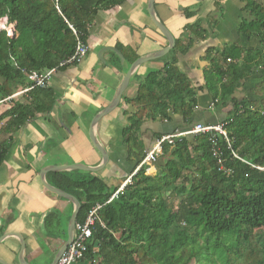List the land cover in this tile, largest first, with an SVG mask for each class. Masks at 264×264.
I'll return each mask as SVG.
<instances>
[{"label": "trees", "instance_id": "trees-1", "mask_svg": "<svg viewBox=\"0 0 264 264\" xmlns=\"http://www.w3.org/2000/svg\"><path fill=\"white\" fill-rule=\"evenodd\" d=\"M125 1L0 0V20L13 30L10 37L0 29V97L11 95L18 86H28L31 72L74 65L60 63L73 54L76 38L86 43L98 12ZM241 2L250 16L241 28L247 37L256 34L259 48L237 47L238 61L226 49L206 53V88L215 106H230L220 121L226 139L215 133L221 167L213 156L210 135L199 133L176 139L172 145L163 143L154 163L155 175H146L141 167L111 200L117 187L107 186L93 173L46 174L49 185L79 201L77 223L95 205H102L79 264H264V170L252 167L264 168V74L260 73L264 69V3ZM184 12L188 18L193 16V12ZM207 21L211 26L216 23L215 17ZM185 29L187 40L175 39L169 52L172 58L163 70L147 76V80L156 78L154 84L140 83L135 96L125 99L134 110L122 137L129 158L135 160L134 168L146 152L139 139V128L146 119L164 121L172 111L188 120L195 109V91L175 67V55L203 39L205 30L200 19ZM135 59L134 54L128 62ZM253 72L260 77L249 96L233 97ZM27 97L26 103L14 104L0 115V121L7 119L2 131L12 132L33 117L35 110H49L54 100L48 88L35 87ZM5 150L0 146V162ZM47 216L56 222L53 213ZM50 222L44 220L48 237L53 229Z\"/></svg>", "mask_w": 264, "mask_h": 264}, {"label": "crops", "instance_id": "crops-1", "mask_svg": "<svg viewBox=\"0 0 264 264\" xmlns=\"http://www.w3.org/2000/svg\"><path fill=\"white\" fill-rule=\"evenodd\" d=\"M154 10L174 39L186 41L185 27L197 19L205 33L184 53L175 55V67L187 76L195 91V109L188 120L172 111L164 121L146 119L139 128L146 152L157 135L186 131L195 124L214 125L225 119L229 104L215 106L206 88L208 50L226 49L232 60L238 61L241 54L237 47L259 48L256 34L247 37L241 28L242 15L248 14L241 0H154ZM184 10L193 12V16L186 17ZM208 17H215L216 23L211 26ZM86 45L87 53L79 63L57 69L49 78L45 88L51 90L54 98L49 110H35L33 117L9 133L2 131L7 119L0 121V146L6 148L0 162V264H22L20 254L25 264H51L66 240L73 206L43 187L40 171L48 166L100 164L101 156L89 139L93 117L113 99L129 66L140 57L159 52L167 42L148 16L147 0H126L109 11L98 12ZM120 48L126 49L125 53ZM169 52L142 62L133 71L117 107L93 129L94 137L108 154L105 167L93 174L109 187H118L135 166L122 137L127 117L134 110L125 99L135 96L140 83L154 84L156 78L147 80V76L163 70L172 58ZM134 54L136 59L129 63ZM260 73L264 74V69ZM259 77L253 72L233 97L249 96ZM20 89L23 88L18 86L15 92ZM28 92L0 105V115L14 104L26 103ZM155 173L153 166L151 175ZM49 213L56 216V222H50ZM45 219L53 228L50 237L46 236Z\"/></svg>", "mask_w": 264, "mask_h": 264}, {"label": "built area", "instance_id": "built-area-1", "mask_svg": "<svg viewBox=\"0 0 264 264\" xmlns=\"http://www.w3.org/2000/svg\"><path fill=\"white\" fill-rule=\"evenodd\" d=\"M72 32L75 34V31L69 26ZM87 45L81 39L76 38V44L73 51V54L64 62L60 63V66L65 64L71 63H79L87 53ZM55 69H49L42 72H31L27 75V80L29 85L20 89L17 92L12 93L11 95L0 97V105L4 103H9L15 99V97L27 93L31 89L38 87V88H45L47 86V82L51 77L52 73ZM223 122H219L214 125H201L195 124L191 128L187 129L186 131L182 132H175L172 134L164 135L155 140L154 145L150 150L145 152L144 156L142 157L139 164L135 167V169L122 181V183L117 187L115 192L111 195L110 199L117 197L118 194L122 193L123 189L131 182L132 176L140 169L141 167L144 168V172L146 175H151L153 173V166L156 161V158L161 154V146L163 143H167L168 145H172L174 140L181 139L188 135H195V134H209L210 139L214 145L213 156L217 158V162L221 165L220 153L218 148H216V137L215 133L222 135L226 139L225 132L223 130ZM253 168L264 170V168L253 166ZM102 205L97 204L95 205L87 214L84 221L82 222H75L74 224V235L67 246L65 251L61 254L58 258L56 264H77L82 261L84 258L85 253L87 252V245L86 242L91 236L92 227L96 221V214L97 211L101 208Z\"/></svg>", "mask_w": 264, "mask_h": 264}, {"label": "water", "instance_id": "water-1", "mask_svg": "<svg viewBox=\"0 0 264 264\" xmlns=\"http://www.w3.org/2000/svg\"><path fill=\"white\" fill-rule=\"evenodd\" d=\"M195 1L201 2L204 0H195ZM147 13H148V16H149L151 22L153 23V25L156 27V29L159 31V33L165 38V40L167 42V46L155 54H151V55H148L147 57H140V58L136 59L129 66L127 72L125 73V75L122 79L121 84L119 85V87H118V89H117V91L113 97V99L110 101V103L104 109H102L99 113H97L93 117V119L91 121L90 130H89V139H90L93 147L98 151V153L101 156L100 164L98 166H95V167H90V166L81 165V164L48 166V167L43 168L40 171L39 176H40V181H41V184L43 185V187L46 190H48L49 192L57 195L58 197L69 201L73 206V210H72V213L70 215V218L68 220L67 227H66V240L64 241L63 245L56 252L51 264H56L58 258L65 251V249L70 244V242L73 238L74 224L76 222V217H77V214H78V211L80 208V203L74 196L66 193L65 191H62L58 188H55V187L49 185L47 183V181L45 180L44 176L47 172H64V171H73V170H80V171H84V172L96 173L105 167L106 163L108 162V154H107L105 148L103 146H101V144L94 137L93 129H94L95 125L97 124V122L102 117L106 116L107 114L112 112L117 107V105L120 101L121 94L124 91V89L126 88L133 71L142 62H144L146 60L167 54L174 47V44H175L174 36L167 29V27L161 21H159V19L157 18L156 14H155L154 0H147ZM12 35H13V33H12ZM19 259L21 260L22 264H25V262L22 260L21 254L19 255ZM0 263H1V261H0Z\"/></svg>", "mask_w": 264, "mask_h": 264}, {"label": "rangeland", "instance_id": "rangeland-1", "mask_svg": "<svg viewBox=\"0 0 264 264\" xmlns=\"http://www.w3.org/2000/svg\"><path fill=\"white\" fill-rule=\"evenodd\" d=\"M259 1H261L262 3H264V0H259ZM242 16H243V21L244 20H250V16L248 14H246V12H244V14ZM243 21H241V22H243ZM0 29H5L7 31V35L8 36H10V37L13 36L12 35V33H13L12 26L11 25H5V20L4 19H1L0 20ZM250 80L253 81L252 78Z\"/></svg>", "mask_w": 264, "mask_h": 264}]
</instances>
